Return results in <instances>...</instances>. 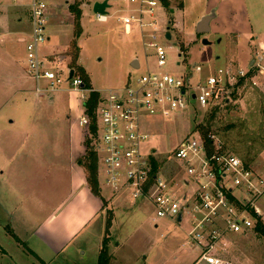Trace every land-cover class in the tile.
<instances>
[{"label": "rangeland", "instance_id": "obj_1", "mask_svg": "<svg viewBox=\"0 0 264 264\" xmlns=\"http://www.w3.org/2000/svg\"><path fill=\"white\" fill-rule=\"evenodd\" d=\"M43 1L46 2L47 9H50L49 13L56 16L50 20L48 32L62 22L66 24V34L63 39L67 38L68 27L70 26L69 33L72 30V20L65 0ZM102 1L104 0H87L80 21L84 32L78 39L79 63L89 76L92 87L101 94H104L106 90L122 87L129 79L134 80L146 69L150 72H167L175 76L192 74L193 82L198 77L194 65L201 66L200 75L204 77L212 74L217 68L223 67L228 60L236 56L232 53V45L227 42L225 36L197 33L189 23L188 16L197 13L205 0H182L189 11L185 17L186 26H178L176 30L170 27V21L172 16L176 18L181 16L178 8V2L181 0H172L170 5L159 1L153 16L143 14L145 22L156 21L154 39L149 37L153 33V28L149 26L141 31L132 25L128 32L125 31L122 22L117 19L124 13L122 7L125 2L122 0H108L106 13L110 17L105 22L97 21L93 5ZM218 1L216 0V3ZM222 2L226 5L228 16L220 21L221 25L232 30L241 29V35H245L239 44L237 62L241 69L247 72L254 51L264 42V33L253 40L251 35L244 32L247 28L245 18H247L246 14L249 15L252 24L260 29L259 32H263L264 0H222ZM169 6L175 9L174 13ZM167 33L171 35L169 40L166 38ZM257 34L258 32L254 33V35ZM203 39L209 43L203 44ZM149 41H154L164 48L166 62L163 66L157 65L154 48L146 44ZM51 43L52 46L61 43L60 36L57 35L56 39L52 38ZM180 44L184 46V52ZM49 46L51 47V44ZM64 47L66 45L61 49ZM44 50L47 51V49ZM24 56V47L16 42L13 34L6 36L4 41L0 40V127L9 125L10 119L15 121L14 125H33L35 124L33 119L29 118L32 114L47 112L36 107V99L31 91H22L12 82L13 72L10 66L19 67V75L22 76V70L25 69ZM134 59L138 60V68L131 66ZM60 64L55 67L64 72L67 64L62 61ZM254 80L257 85L247 80L238 84L230 100L218 105L212 121L209 120L210 109H194V100H190L189 107L184 112L170 118L156 116L142 118L141 129L149 134L148 145H153L152 148L155 149L156 157L153 158L158 163V171L172 179L173 183L179 181L182 169L170 158V154L181 139L194 132L200 133L199 127L207 124L210 125L213 140L221 150L234 153L258 165L264 150V78L257 77ZM30 83L31 81L27 79L25 84ZM69 105L70 102L66 97L59 102L56 98L51 114H68ZM74 112L77 113V111ZM101 176L104 177V174L101 173ZM100 186L104 195L112 192L104 181L100 183ZM126 196L128 200L125 207L128 208V212L123 208H115L114 210L106 209L102 213L104 236L108 238V250L115 256L113 264H121L119 260L123 264H145L144 257L146 264H188L195 258L194 251L180 246L181 240L191 227V217L188 213H184L181 222H174L169 218H159L155 222L153 221L155 211L149 202ZM261 208L264 210V207L261 206ZM115 211L118 215L111 230ZM109 215L111 224L106 233V221ZM1 235H4L3 232H0V246L10 255L8 256L10 260L4 256L0 261L1 264H32L30 258L19 254L16 243L11 238H4ZM231 240H233L232 244L227 249L232 257L241 259L245 264H264V238L248 233ZM116 243L118 248L115 247Z\"/></svg>", "mask_w": 264, "mask_h": 264}, {"label": "built area", "instance_id": "obj_2", "mask_svg": "<svg viewBox=\"0 0 264 264\" xmlns=\"http://www.w3.org/2000/svg\"><path fill=\"white\" fill-rule=\"evenodd\" d=\"M11 1L25 5L29 10L25 71L34 84V95L37 98L48 97L66 87L78 94L84 107L93 89L84 86L82 77L74 68L62 72L49 67L40 54V47L47 39L46 2ZM159 1L124 0L126 4H136V7L119 19L125 27L135 25L141 31L147 26L153 28L149 37L154 39L156 21L145 22L143 14L153 16ZM109 17L107 13L95 14L99 22H105ZM146 44L154 48L157 65L163 66L166 62L164 48L154 41ZM194 68L198 77L193 82L192 74L175 76L146 69L122 87L100 94L94 112L95 149L103 167L104 180L111 189L125 187L132 198L148 201L154 208L155 222L159 218L181 222L184 213H188L191 227L185 234L183 245L199 248V259L208 264H231L218 254L224 238L252 230L257 220L264 223V210L261 208L264 207V150L258 165H255L221 150L214 140V151L209 153L198 132L184 137L170 154L182 169L179 182L187 188L177 194L168 176L158 170L153 175L151 173V157H156L155 149L148 145L149 134L141 129V120L148 116L170 118L184 112L190 100L195 101L194 109L218 106L230 100L232 92L242 81L257 85L254 79L264 78V42L254 51L247 72L232 62L204 77L200 75V65H194ZM71 70L73 73L69 76ZM90 123L88 115L79 119V124L86 129Z\"/></svg>", "mask_w": 264, "mask_h": 264}, {"label": "crops", "instance_id": "obj_3", "mask_svg": "<svg viewBox=\"0 0 264 264\" xmlns=\"http://www.w3.org/2000/svg\"><path fill=\"white\" fill-rule=\"evenodd\" d=\"M80 1L81 21L87 0ZM106 1L108 4V0ZM122 1L124 2V0ZM170 1L172 0H168V5H170ZM74 2L75 0H65L72 20V30L69 33V26L67 38L64 39L66 24L62 22H59L48 32L49 22L56 16L51 15L50 9H47V39L40 49V54L49 67L51 65V67L56 68L55 66L61 65L60 62L62 61L67 64L64 70L71 68L69 65V44L74 35V23L70 5ZM135 7L136 4H126L125 2L122 7L123 10L121 9L122 12L124 11L122 15H127L129 10L131 11ZM178 8L181 16L179 18L172 16L170 21V27L174 30L178 26H186L185 17L189 11L182 0L178 2ZM225 8L226 5L222 0H219L218 3L216 0H205L197 13L188 16V21L197 32L202 18L212 12L213 16L207 24L208 30L205 33L225 36L227 42L232 45V53L236 55L227 63L232 62L239 65L237 53L241 38L245 35H241V29L232 30L221 25L220 21L225 20L228 16ZM170 10L172 13L175 12L173 7ZM116 11L119 12L120 10ZM120 16L117 17L119 21ZM246 17L247 28L244 32L251 35L253 40L257 39L259 34L264 33V31L259 32L260 29L252 24L249 15L246 14ZM80 25L82 34L84 27L81 22ZM130 27L124 26L125 31L128 32ZM29 30L30 15L28 8L25 5L13 4L11 0H0V40L4 41L6 36L13 34L16 42L20 43L25 50V40ZM257 32L258 34L254 35ZM57 35L60 36L61 43L52 46V38L56 39ZM78 39L79 37L77 44ZM64 45L66 47L61 49ZM77 64L80 65L79 53ZM10 70L13 72L12 82L14 85L19 86L22 91H31L36 99V107L47 112L45 114H38V112L32 114L29 118L33 119V123H35L33 125H14L15 121L10 119L9 125L0 127V232L4 234L1 237L11 238L16 243L19 254L30 258L32 264H97L99 250L104 238L102 213L106 209L123 208L127 210L125 205L128 200L126 195L130 196L129 189L123 187L117 190L112 189V192L107 195L102 193L100 183L105 182V180L100 175L103 173V167L99 163L98 153L95 149L100 196L95 195L90 190L86 171L80 160L86 153V137L92 139L91 143L94 148L96 140L95 135L92 137L89 128L86 129L79 124L80 117L82 115L89 116V114L82 102L80 103L78 94L64 87L54 91L48 97L37 98L33 92L34 84L26 75L25 69L22 70V76L19 75V67L10 66ZM27 79L31 81L29 85L25 84ZM91 88L95 90L92 85ZM97 92L99 95L101 94L99 91ZM65 97L70 102L68 114H51L56 98L59 102ZM173 184L177 194H181L187 189L179 181ZM133 211L136 212L137 210ZM114 214L111 230L118 215L117 211ZM95 222L97 223L96 226ZM9 229L12 233L9 232ZM248 233L252 234L253 232L248 230L245 233L227 235L222 242L223 246H220L218 250V254L229 260L231 264H245L241 259L232 257L227 248L232 244L233 240L231 239ZM184 241L185 236L181 240L180 246L195 252V258L188 264H208L199 259V248H189L183 245ZM115 247L118 248L117 243ZM0 254V261L4 256L10 260L8 258L10 255L1 246ZM110 254L112 255L111 264H113L115 256L111 251ZM143 259L146 264L145 257ZM119 263L123 264L121 260Z\"/></svg>", "mask_w": 264, "mask_h": 264}, {"label": "trees", "instance_id": "obj_4", "mask_svg": "<svg viewBox=\"0 0 264 264\" xmlns=\"http://www.w3.org/2000/svg\"><path fill=\"white\" fill-rule=\"evenodd\" d=\"M166 5H168V0H162ZM80 0H75L73 4L70 5V11L73 14V23H74V35L73 39L71 40L69 44V55H70V67L77 70L79 75L82 77L84 86L87 88H91L89 76L84 71L83 67L77 64V58L79 53V47L77 44V38L81 34V25H80V18H81V9H80ZM180 48L183 51L184 46L180 44ZM184 52V51H183ZM100 99L99 93L95 90L91 91L89 93L88 99L84 102V107H86V111L91 117V123H90V132L92 134V137L95 135L96 126L94 123V112L96 105L98 103V100ZM218 106H211L208 109H210L209 114V120L212 121L216 110ZM200 133L204 139V143L206 146V149L209 153H212L214 151V145L212 143L213 139L212 133L210 130V125L207 124L206 126H200ZM92 139L89 137H86L85 139V145H86V153L84 157L80 160L81 165L84 167L86 171V179L87 183L89 185L90 190L97 196H100L99 192V184L97 180V154L95 152V148L92 145ZM241 157V156H240ZM246 163H250L251 161L244 159L241 157ZM151 163H152V175L158 170V163L154 160L153 157H151ZM111 216L109 215V218L106 221V228L105 232H108V227H110L111 224ZM9 232L12 233V231L9 229ZM253 234L255 236L264 238V223L260 220H257L255 223L254 228L252 229ZM108 238L107 236H104L102 240V245L99 250L97 264H111L112 255L110 254V251L108 250L107 246Z\"/></svg>", "mask_w": 264, "mask_h": 264}, {"label": "water", "instance_id": "obj_5", "mask_svg": "<svg viewBox=\"0 0 264 264\" xmlns=\"http://www.w3.org/2000/svg\"><path fill=\"white\" fill-rule=\"evenodd\" d=\"M108 6V4H107V1L106 0H104V1H102V2H96V3H94V5H93V12L95 13V14H105L106 13V7ZM212 16H213V13L211 12V13H209V14H207V15H205L203 18H202V20L200 21V23H199V27H198V29H197V32L198 33H205L208 29H207V24H208V22L211 20V18H212ZM166 38L169 40V39H171V35L169 34V33H167L166 34ZM202 43L203 44H208L209 42L206 40V39H203L202 40ZM131 66L132 67H134V68H136V67H138L139 66V64H138V60L137 59H134L133 60V62H132V64H131ZM72 70L70 71V75L69 76H71L72 75ZM194 97V96H193ZM180 218H181V214H179V216H178V220H180Z\"/></svg>", "mask_w": 264, "mask_h": 264}]
</instances>
